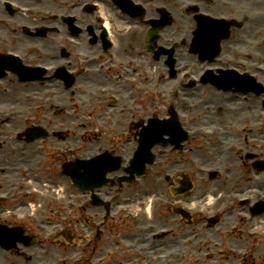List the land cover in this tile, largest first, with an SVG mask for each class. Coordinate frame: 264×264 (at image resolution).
I'll return each mask as SVG.
<instances>
[{"label": "rangeland", "instance_id": "1", "mask_svg": "<svg viewBox=\"0 0 264 264\" xmlns=\"http://www.w3.org/2000/svg\"><path fill=\"white\" fill-rule=\"evenodd\" d=\"M190 1L195 3L197 2V0ZM229 1H231V3L234 5H232L233 9H227L229 14H231L234 10L238 13L241 9L248 10V12L261 11L258 13L262 14L264 12V0ZM139 2L144 3L147 11L148 8L149 11L151 9V14L147 13L146 16H150L153 19L158 18V15L156 14V10L158 8H163L170 14L171 25L165 26L163 28L164 32L162 34H164V37H167L168 33H172V31L176 33V37L180 36L181 34H186L187 41L182 47L177 46L176 50L179 52V60L187 58L191 62L193 56L186 53L187 49L189 48V39L192 36L190 29L193 28H190V25L193 23V21L191 18L192 13H188L187 10L183 9L186 2L172 0H139ZM197 3H199V9L201 11H207L212 14H221L222 12L221 10H216L217 12H213L212 9L207 6L208 3L204 2L203 0ZM110 8L112 10L111 5ZM81 19L85 24L94 22L91 15H86ZM118 21H121L126 27L137 26L136 23H131V21L127 18H121L120 14H117L113 18L114 24H117L116 22ZM258 22L259 20H256L254 23L245 24L241 30L232 28V35L227 41L230 42L231 39L239 40L241 47L244 46L248 48L252 55L256 56L255 60L264 58V22ZM143 30H145V28H143ZM146 30L142 32L141 29L140 36H136L133 33L122 36L116 30V33H114L112 37L113 42L116 44V50L113 48L111 51L102 52V50L99 48V45L96 47L91 45L89 47V50L93 54L97 55L101 60L104 61L112 60L114 62L124 63L127 58L143 60V69L150 71L151 76L147 79L143 77V81L140 83V85H138V88L132 86L130 87L132 89H126L125 83L119 81L113 83L112 80L106 79L102 74L99 76V74H93V72L88 76H84L83 78L79 77V80L76 81L75 85L72 86L71 89H64L63 85L58 81L56 82V80H53L56 84H51L48 82L51 80H48L46 85H44V89H28L26 86L19 85L11 77H8L5 80V84L7 85H5L4 88L6 89L15 87V89H17V93L13 94L10 90L8 94H6L0 90V107L8 108L12 107V105L19 107L16 102L18 100H24L23 93L25 92L48 94L54 99V101H56V104L63 105L61 107L62 109L56 106L55 108L54 106H51L52 110L55 109L53 111H56L57 114H49L50 116H48V118L51 122H53L51 128L54 130V134L59 136H52V140H49V143L58 144L56 139L62 140L66 137H70L67 139H70L69 141H71L72 139L78 138L80 134L82 140L81 144L83 143L87 149L86 153L96 151L100 147L111 145L113 139L119 140V138L124 136V134H127L125 129L128 121L131 123L134 122V120L130 119L128 115V111L131 106L139 105L148 109L155 108L157 105V101L154 99L152 94H148L147 91L150 90L153 84L159 83L157 81V76L155 75L156 68L159 72L164 68V66L159 63L154 64L155 61H153L151 56L145 52L144 46ZM49 39L50 37L47 36V43H50ZM20 49L22 48L20 47ZM102 64L104 63L102 62ZM120 77L121 76H118L116 80H118ZM98 87H112L115 91L118 90L122 93L119 94L121 97V102L109 110L108 114L103 112V109L106 104H109V100L106 94L104 95L97 92ZM65 90L67 93H64ZM182 97L192 99V105L184 107L181 105L180 98H176V104L179 106L184 115V123L186 125L189 124V126L192 128L201 126L217 128L221 131L224 139L226 138L227 142L229 143L232 142L240 144L243 142V140L246 143L248 138L256 137L259 140L257 146H251L249 149L258 153L259 155L264 153V144H262V140H264V127H261V121L257 115L258 112H264V95L260 98H254L252 96L237 98L232 97L229 94L224 95L222 93H218L214 89H211L205 85L196 87L193 90L186 89ZM39 108L44 109L42 107ZM220 108L221 112L219 113ZM110 111L112 112L110 113ZM39 113L40 111H37V114ZM98 117L99 120H96V122H99L101 127H96L94 123L95 119H98ZM122 118L127 119V123H125ZM116 120L123 123V126H115L114 122ZM17 124L18 122L11 121L9 125L4 126L10 131L8 132L9 136H11L16 130L13 128L16 127ZM238 128H244L243 132L240 133L237 130ZM60 130L62 132H60ZM134 130L135 128H132L130 133H133ZM61 143L62 142L59 144ZM67 143L71 144L75 143V141ZM76 144H78L77 141ZM200 146L201 147L195 151L197 162H201L203 166L207 167L220 166L228 173L226 174L224 172L223 178H217L221 180H217L216 178L209 179L196 173V169H194L192 165L191 170L193 173H191V175L193 176V180H195V188L191 194H186L183 196L184 198H179V204H188L186 201H190V198H192L193 203H195L194 209H204L203 207H205V205L203 199H206L205 196L208 192L213 191L214 199L209 200L213 201L209 204V206L214 204L212 208L217 209L220 207V205L222 206L229 200V195L223 193V195L219 196L218 193L222 191L228 192L227 190L230 189V179L240 177V174L242 173L241 164L237 159H233L231 155L224 153L223 149L221 148L210 147L208 146V143H202ZM134 147L135 144L133 148ZM23 158L24 157L21 159L23 160ZM166 160L168 159L166 158ZM231 161H234L233 164L230 163ZM8 162L11 161H5L4 165H7ZM51 162H53V160H51ZM19 163H21L20 157L15 160V164ZM187 163L188 162H185L183 164L182 169H185ZM9 164L13 165L12 163ZM237 168H240V171H237ZM244 171V177L238 178L237 185L234 187L235 189H238V194H250L253 192V188L264 190V182L263 180L261 181L260 177H258L257 181L254 183H251L247 180L248 172L250 171L248 165L246 168H244ZM171 172L175 173L176 167H173ZM55 180L56 179L53 178L52 180L48 179L44 182H47L49 186H58L60 181L56 182ZM7 187L8 185H3L2 190H5ZM47 189L49 194L53 196L58 194L57 189L54 187H48ZM148 189L149 193L144 194ZM125 190L126 189H123V199L127 200V202L133 208L139 207L140 214L144 220L147 218L150 219L151 214L153 221L149 222L156 221V228L166 226L170 229H173V233L169 238H164L158 241V248L156 250L158 254H161L159 263L161 262V264H165L164 262L169 261L166 260L169 255L167 253L168 251H181L183 254L185 253V260H179L177 258L176 260L172 259L169 261L171 262L170 264H264V241L251 239L247 241L246 239H241L243 238L242 231L245 226L257 227L258 229L256 230L263 232L264 222L262 221H264V218L260 220L261 222L258 220H253L250 222H235L233 221L232 217H227V219L224 220L225 223H221V225H225V229L223 231L224 235L221 237L218 234H214L212 231L206 230V228L202 226V223L198 222L199 219H197L198 223L195 222L191 226L185 225L183 222H181L178 216H172L165 205H169V203L174 202L176 203V196H173L170 193L169 185L163 182L161 179H158V181H155L151 178L146 180L141 189L134 191V194H131L130 192L125 193ZM104 191L109 193L113 192L114 189L105 188ZM59 195L69 198L67 191L65 194L59 193ZM209 196H211L210 193L208 194V197ZM148 202L152 206V209L149 212L150 214L144 208ZM144 223L147 222L144 221ZM232 227L234 228L232 229ZM115 229H117L116 232H130V227H128L124 222H119L114 229L106 227L105 231H108V235H110V232L114 233ZM193 234L195 240L193 239ZM145 241L146 237L135 242V244H142L139 246L144 248L142 256H144V254L150 253L149 249H145L147 247H151V244L155 242L149 239L148 242ZM214 242H218L219 246L213 247L212 243ZM108 244L109 242H106L105 246L107 247ZM179 245L180 248H178ZM111 246L115 247L113 243ZM225 246L237 247L240 250H249L244 259H235L231 256L232 254L226 250L227 247ZM87 249L88 250L84 252L67 250L61 254V257L68 255L75 256V258L78 259V262L75 264H85V262H87V260L90 258L91 254V247H87ZM116 250H118L119 258L113 264H121L124 262L123 257L127 256V251L122 250L119 245L116 246ZM81 253L82 256L80 257ZM164 254H166L165 257H163ZM8 256L11 257V260L8 259ZM54 258H56V256L55 254H52L50 257L51 261ZM147 260L150 261L149 257ZM0 264H24V262H22V259H19L9 253L6 254L0 251ZM28 264L32 263L30 262Z\"/></svg>", "mask_w": 264, "mask_h": 264}, {"label": "bare ground", "instance_id": "2", "mask_svg": "<svg viewBox=\"0 0 264 264\" xmlns=\"http://www.w3.org/2000/svg\"><path fill=\"white\" fill-rule=\"evenodd\" d=\"M113 14H110V17H112ZM117 24H107L110 25V27L114 30H117L119 32V34L123 35H127L129 33H133L136 36H140L141 35V28L139 26H132V27H126L123 25V23L121 21L116 22ZM149 210V209H148Z\"/></svg>", "mask_w": 264, "mask_h": 264}, {"label": "flooded vegetation", "instance_id": "3", "mask_svg": "<svg viewBox=\"0 0 264 264\" xmlns=\"http://www.w3.org/2000/svg\"><path fill=\"white\" fill-rule=\"evenodd\" d=\"M23 1H25V0H23ZM232 9H233V8H232ZM17 17H18V18H24L23 16H19V15H17ZM24 19H25V18H24ZM24 21H25V22H29V19L26 18ZM232 42H233L234 45H240L239 40L232 39Z\"/></svg>", "mask_w": 264, "mask_h": 264}]
</instances>
